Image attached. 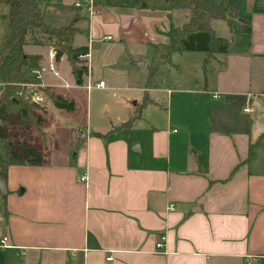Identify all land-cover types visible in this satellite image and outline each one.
<instances>
[{
    "label": "crops",
    "instance_id": "1",
    "mask_svg": "<svg viewBox=\"0 0 264 264\" xmlns=\"http://www.w3.org/2000/svg\"><path fill=\"white\" fill-rule=\"evenodd\" d=\"M136 3L42 0L47 25L74 24L73 47L89 48L88 72L105 88L87 92V75L77 82L66 56L57 62V75L44 76L41 89L75 109L57 110L43 94L42 128H32L42 149L29 139L17 141L38 150L42 165L8 169L7 194L0 192V244L8 238L12 248L0 249V264H264V141L257 144L264 134V0H228L237 21L231 27L212 21L216 34L229 41L226 54L208 60L201 53H175L166 65L183 74L180 81L168 87L159 75L151 89L141 82L136 88L125 85L143 98L120 96L97 116L90 96L107 98L116 88L102 76L136 74L117 70L125 46L136 61L132 66L144 69L146 62L136 65L142 62L140 50L154 53L152 45L168 43L158 31L169 30V14L138 10ZM90 5L98 12L92 17ZM185 12L173 13L177 27L188 21ZM81 34L88 41L76 44ZM96 41L114 43L98 51ZM49 50L29 45L25 53L48 61ZM179 56L182 63H176ZM3 90L0 84V96ZM138 112L130 129L113 132ZM17 128L31 127L8 128L13 141L8 131ZM82 131L90 137L80 139ZM162 238L165 252L157 253Z\"/></svg>",
    "mask_w": 264,
    "mask_h": 264
},
{
    "label": "trees",
    "instance_id": "2",
    "mask_svg": "<svg viewBox=\"0 0 264 264\" xmlns=\"http://www.w3.org/2000/svg\"><path fill=\"white\" fill-rule=\"evenodd\" d=\"M5 11L0 14L3 36L0 39V84L4 90L0 96V172L7 174L13 166L39 167L42 154L28 144L13 141L7 129L14 126L31 127L41 130L45 111L30 100L19 95L22 85L40 83L32 74L41 69L47 60L41 55H28L29 45L52 47L56 61L67 57L72 75L81 83L88 74L89 48L73 47L78 30L74 24L53 28L45 23V14L36 0H0ZM138 10L161 11L169 14L170 28L166 33L167 44L152 45L158 62L150 70L148 86L161 65L171 62L175 53H203L207 59L226 54L229 41L219 37L212 28V21H225L230 27L237 21L236 8L228 0H137ZM177 11H188V21L180 27L173 24L172 15ZM234 13L236 19L232 20ZM57 110L72 112L74 103L55 96L47 89H41ZM147 104V101L144 105ZM140 118V112L127 123L114 127L113 132L130 129ZM264 141L261 136L260 144ZM255 147V146H254ZM254 147L250 148L248 161L253 158Z\"/></svg>",
    "mask_w": 264,
    "mask_h": 264
},
{
    "label": "rangeland",
    "instance_id": "3",
    "mask_svg": "<svg viewBox=\"0 0 264 264\" xmlns=\"http://www.w3.org/2000/svg\"><path fill=\"white\" fill-rule=\"evenodd\" d=\"M39 5L42 6V0H36ZM5 11V8L3 6H0V14L3 13ZM188 12V11H187ZM186 13V12H185ZM189 13V12H188ZM187 14V13H186ZM67 15V14H66ZM65 16H63V18L61 19V22H65ZM52 17L48 18V21L50 22ZM64 19V21H63ZM231 19L232 20H235L236 19V15L234 13H232L231 15ZM51 22H55L53 24L57 25V24H60L61 22L59 21H51ZM59 22V23H57ZM86 20L84 22L81 23V26L83 27V30L84 27H86ZM175 25V24H174ZM176 26V25H175ZM180 27V26H179ZM0 36H3V27L2 25L0 24ZM88 41V37L84 36V34H81L80 36L77 37L76 39V44H79V43H82V42H87ZM96 44V46L94 47V49L98 50L100 49V46L103 47L102 45L103 44H106V43H114V41L112 42H93ZM125 58L120 62V67L117 68V70H126L127 68L129 69H135L136 71V74H131L129 75L128 73L125 74V76L123 77L122 75H117L115 77H107L106 75H103L102 78L104 80H106L107 84L109 87H111L112 85L115 86L116 88L113 89L114 91H112L108 97L106 98L105 96L101 95V94H97L96 92H94L91 96H90V99H89V104L92 105V108H93V112L94 114H99L98 111L99 109L104 106V105H110L113 101H117L118 98L120 96L122 97H125V96H137V100H141L143 98V95L144 93H128L127 91H125V89L123 87H126V86H130L131 88H136L140 85V82H141V86L143 89H145L147 86H148V80H149V74H150V70L153 66H155L156 64V60L157 58L155 57L153 51L147 47H145V49L143 50H140L141 54L140 56H142V62H146L147 63V66L144 68V69H136L134 68L132 65L134 62H136L135 60H131L129 59V53H130V48L125 46ZM95 54H96V51H95ZM200 55H203V53H201ZM180 59V60H179ZM182 59L180 56L178 58H176V63L177 62H180L182 63ZM152 64H154L152 66ZM132 67V68H131ZM159 74L157 72L156 76L152 79L151 81V87L149 89H151L153 87V83H154V80L156 77H162V81H166L168 80V87L172 86L173 83H176L177 81H180L183 74L181 73V76L177 75V72H175V68L172 67V66H169V65H165L164 67H159ZM158 70V71H159ZM99 72V71H98ZM192 74H197V79L198 80H202L200 78L201 74L200 72H194L193 70H191ZM103 73V71L101 72ZM184 73V71H183ZM126 85V86H125ZM120 88V89H119ZM151 97L152 99H156V98H160L162 99V94H158V95H155L154 93H151ZM82 100L84 101L85 105H87V102H88V99H87V96H82ZM136 99H134L133 103L131 105H135V102L137 101ZM141 102V101H140ZM130 105V106H131ZM164 107L166 106V103H164L163 105ZM154 111H157L155 110L154 108H152ZM85 109H83L81 111V114L79 116L80 118V123L83 119V111ZM159 113V112H158ZM157 116L159 118H165V114L164 113H160L159 115L156 114V112H152V116ZM98 116V115H97ZM259 118H261V114L258 115ZM96 120H98V118L96 117ZM161 123V122H159ZM68 126H71V123L68 122ZM9 134L13 137L16 138V140L14 141H18V140H21V139H29L32 143H34V147L36 148H39V149H42V138L39 137V132L35 129H32V128H17V129H14V130H9L8 131Z\"/></svg>",
    "mask_w": 264,
    "mask_h": 264
},
{
    "label": "built area",
    "instance_id": "4",
    "mask_svg": "<svg viewBox=\"0 0 264 264\" xmlns=\"http://www.w3.org/2000/svg\"><path fill=\"white\" fill-rule=\"evenodd\" d=\"M79 7V5H78ZM88 13L89 15L95 16L98 12L94 9L93 5H90L89 7H87ZM105 40H112V38H107ZM83 58H88V56L83 57ZM57 61H56V52L55 50L50 47L49 50V54H48V61L46 63L45 66H43L41 69L35 70L33 71V75L35 76V78L40 81V83H32V84H26V85H22L23 87V91L21 93H19V95L25 97L26 99L30 100L32 103L36 104L37 106H39L40 108H44L46 105V99L43 95V93L41 92V87H42V80L44 78V76L48 73H53L57 75ZM81 85V84H80ZM66 88H69L68 85H65ZM83 88L87 91V92H92L95 89H104L105 88V82H94L91 79V76L88 72L87 74V81L86 83L83 84ZM214 98H217V95L213 96ZM244 112L246 113H253L254 110L253 109H245ZM90 137V133L89 131H82L79 134V138L82 140H86ZM174 207L170 206V210H173ZM165 238H162L161 241L157 244V253H164L165 251ZM12 248V246H10L8 244V238H4L1 241L0 244V249H9ZM112 258H109L107 261H111Z\"/></svg>",
    "mask_w": 264,
    "mask_h": 264
},
{
    "label": "water",
    "instance_id": "5",
    "mask_svg": "<svg viewBox=\"0 0 264 264\" xmlns=\"http://www.w3.org/2000/svg\"><path fill=\"white\" fill-rule=\"evenodd\" d=\"M138 67L144 66L143 62L136 63ZM0 192L1 195H6L7 194V183H6V174L3 172H0Z\"/></svg>",
    "mask_w": 264,
    "mask_h": 264
}]
</instances>
